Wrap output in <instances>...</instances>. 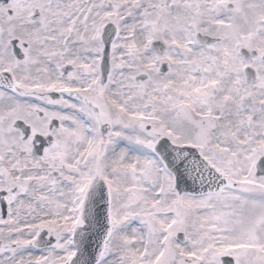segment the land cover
Returning <instances> with one entry per match:
<instances>
[{
	"label": "snow or ice",
	"instance_id": "snow-or-ice-1",
	"mask_svg": "<svg viewBox=\"0 0 264 264\" xmlns=\"http://www.w3.org/2000/svg\"><path fill=\"white\" fill-rule=\"evenodd\" d=\"M0 264H264V0H0Z\"/></svg>",
	"mask_w": 264,
	"mask_h": 264
}]
</instances>
